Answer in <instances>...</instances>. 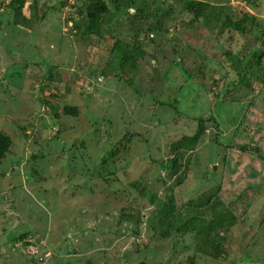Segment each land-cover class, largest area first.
I'll return each instance as SVG.
<instances>
[{
  "label": "rangeland",
  "instance_id": "obj_1",
  "mask_svg": "<svg viewBox=\"0 0 264 264\" xmlns=\"http://www.w3.org/2000/svg\"><path fill=\"white\" fill-rule=\"evenodd\" d=\"M11 1L0 0V132L11 139L0 264H264V57L251 87L233 67L262 50L264 0H197L252 14L249 37L202 19L189 29L186 0H102L101 35L84 25L96 0H23L26 21ZM117 40L143 52L130 70L115 67ZM196 134L171 176L174 144ZM179 173L177 206L219 189L237 216L220 228L227 258L197 253L193 233L151 228L155 207L132 183L163 197Z\"/></svg>",
  "mask_w": 264,
  "mask_h": 264
},
{
  "label": "trees",
  "instance_id": "obj_2",
  "mask_svg": "<svg viewBox=\"0 0 264 264\" xmlns=\"http://www.w3.org/2000/svg\"><path fill=\"white\" fill-rule=\"evenodd\" d=\"M23 3V0H12L10 5L14 8L13 11L15 16L26 21V17L21 14ZM134 5L136 7L138 6L135 3H130V5H124L121 9L117 8L114 20L122 15L128 14V8ZM184 9L191 14L192 18L187 22V26L192 30H195L193 24L202 19L204 24L211 28H218L220 31L228 29L239 33L243 37H249L252 35V32H254L252 29H246V25L248 23L254 25L256 19L249 12H243L239 18L234 20L224 12L222 6H213L209 3L197 0H186ZM156 11V16L162 15V11L159 9ZM104 12L108 13L105 1L96 0L88 4L86 14L87 21L84 23L87 32L101 35L105 31H108L107 28H103L102 23L98 22V18ZM138 12L145 13L147 11L144 9L142 11L138 8L137 13ZM30 15H34V13L32 12ZM104 21L110 23V18L105 17ZM17 22H15V24H17ZM153 26L157 27L156 24ZM255 36L253 37L254 39L258 37L257 35ZM261 47V51H254L242 59L235 57L233 60V67L238 74L239 81L248 87H251V81H249V79L251 77H256V79H258L259 70L262 68L264 42L261 43ZM137 50L138 48L134 46V44H128L123 40H117L113 46V58L115 60L116 69L121 71L125 69L130 70L132 65L134 66L138 54H143L141 50ZM227 55L231 60L232 54L227 52ZM184 73L187 74V77H191L188 70H184ZM224 92H226V90L221 91L220 97H222ZM64 112L76 116L78 114V108L74 106L66 107ZM199 124L201 127L200 131H203V123L201 122ZM198 136V134L192 137L185 136L174 144L176 155L169 159L164 166L165 169L170 172L171 176L173 173H178V170L181 168V161L186 151L189 150V147L192 152L194 151V143L198 140ZM10 146L11 139L6 134L0 132V165L3 158L9 153ZM182 177H184L183 173L177 175V180L173 181V183L166 188L163 197H159L147 189H141L140 181L132 183L134 189L155 207V212L152 213L148 219L151 228L158 232L162 238H168L173 234L193 233L197 239L195 248L197 253L215 259L227 258L229 254L226 245L227 239L225 236L221 235L220 228L232 224L233 221L237 219V216L233 214L231 209L226 206L218 196L219 189L211 193L203 194L189 201L184 206H177L174 197V187L176 185L175 183H181Z\"/></svg>",
  "mask_w": 264,
  "mask_h": 264
}]
</instances>
